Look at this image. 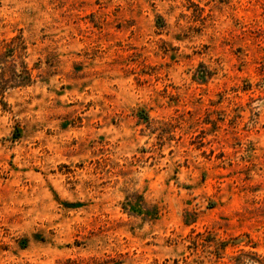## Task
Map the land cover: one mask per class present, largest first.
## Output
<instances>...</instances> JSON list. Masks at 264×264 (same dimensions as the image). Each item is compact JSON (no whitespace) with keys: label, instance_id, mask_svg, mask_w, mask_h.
<instances>
[{"label":"rangeland","instance_id":"rangeland-1","mask_svg":"<svg viewBox=\"0 0 264 264\" xmlns=\"http://www.w3.org/2000/svg\"><path fill=\"white\" fill-rule=\"evenodd\" d=\"M4 52L0 264H264V0H0Z\"/></svg>","mask_w":264,"mask_h":264},{"label":"trees","instance_id":"trees-1","mask_svg":"<svg viewBox=\"0 0 264 264\" xmlns=\"http://www.w3.org/2000/svg\"><path fill=\"white\" fill-rule=\"evenodd\" d=\"M4 52L0 57H6ZM1 60V58H0ZM0 90L11 87H25L30 84L31 77L24 66L16 67L15 61L1 62L0 64Z\"/></svg>","mask_w":264,"mask_h":264}]
</instances>
